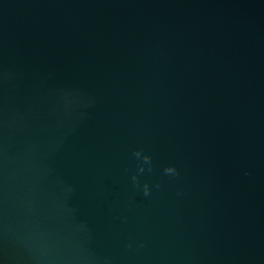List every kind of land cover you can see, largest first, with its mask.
Instances as JSON below:
<instances>
[{
  "label": "water",
  "instance_id": "obj_1",
  "mask_svg": "<svg viewBox=\"0 0 264 264\" xmlns=\"http://www.w3.org/2000/svg\"><path fill=\"white\" fill-rule=\"evenodd\" d=\"M0 264H264V0H0Z\"/></svg>",
  "mask_w": 264,
  "mask_h": 264
}]
</instances>
